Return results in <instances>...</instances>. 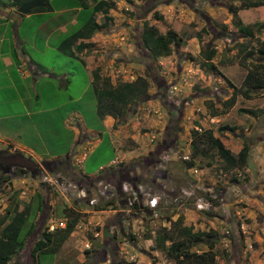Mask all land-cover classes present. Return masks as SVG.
<instances>
[{
	"label": "rangeland",
	"instance_id": "1",
	"mask_svg": "<svg viewBox=\"0 0 264 264\" xmlns=\"http://www.w3.org/2000/svg\"><path fill=\"white\" fill-rule=\"evenodd\" d=\"M47 1L52 11L31 13L14 32L16 45L21 42V50L40 74L37 81L29 77L23 82L27 117L15 127L18 132L0 134V146L5 136L17 154L37 164L60 161L70 154L69 168L53 174L39 166L36 179L27 171L3 177L0 219L7 209H28L19 235L25 237L24 247L18 262L13 259L9 264H29V249L41 230L49 225L62 229L70 212L78 218L74 229L55 253L39 255L37 264H175L156 246L155 238L177 216L192 231L216 235L215 264H264V55L260 53L264 6L237 11L236 18L248 31L243 33L228 10L238 7L241 0H107V19L94 15L99 27L83 48V55L95 66L91 74L97 79L92 82L87 65L58 50L61 45L67 47L68 38L81 25L64 33L58 28L71 17L76 20L77 13L88 17L90 11L81 5L96 0ZM149 1L153 6L145 8ZM75 4L79 12L66 11ZM142 24L153 26L161 35L172 31L177 46L170 45L167 56L149 58L148 51L141 45L136 48L138 40L132 38L139 35ZM5 28L11 34V26ZM212 50L213 56L206 61V51ZM247 72L254 73L261 89H252V81L242 82ZM136 77L147 82L146 94L139 103L125 105L122 115L111 117L112 144L96 113L95 89L107 91ZM151 77L164 82L163 94ZM246 89L247 97L242 94ZM213 112L217 115L212 116ZM170 118H177V125L165 140L163 132ZM84 129L99 132L94 150ZM192 129L210 132L234 156L245 139L249 147L246 164L226 168L205 139L191 157ZM156 148L162 151L152 157ZM121 150L134 151L121 157ZM183 155L193 163L189 168ZM109 160L115 162L107 165ZM98 165L100 170L84 177L83 173ZM44 173L57 178L59 185L43 184ZM106 183L110 189H103ZM123 183H145L144 191L158 196L156 217L126 203V195L118 191ZM95 189L102 194L93 193ZM198 199L207 201V210L195 208ZM205 250L200 244L189 252Z\"/></svg>",
	"mask_w": 264,
	"mask_h": 264
},
{
	"label": "trees",
	"instance_id": "2",
	"mask_svg": "<svg viewBox=\"0 0 264 264\" xmlns=\"http://www.w3.org/2000/svg\"><path fill=\"white\" fill-rule=\"evenodd\" d=\"M29 0H15V2H11V7H18L20 4L27 2ZM113 1V0H111ZM45 2L44 7L33 9L30 11L31 13L50 11L51 7L47 5ZM92 6H88L86 4H82L81 7L84 10L90 11V15L88 17H83V15H76V25L81 27L77 29V31L68 38V45L74 46V50L81 51L84 48L85 43L79 42L74 45V42L80 39H87L90 37V34L97 30L99 24L95 22L94 15L99 13L102 17L107 19V11L108 6L110 5L107 0H96L93 1ZM77 4L70 5L67 8H77ZM264 6V0H241L238 7H229L228 10L231 13L232 17L235 19V25L238 27L239 31L243 33H248L247 29L241 26L240 21L237 17V11L240 9H247L249 7H257ZM80 11V10H79ZM78 11V12H79ZM18 16H21L18 14ZM264 26V24H263ZM138 43L141 45L143 50L148 51L149 58L156 57H164L169 55L170 53V45H176L175 36L172 31H167L165 34L161 35L157 33L156 29L153 26H147L146 24H142V27L139 32ZM71 44V45H70ZM61 45L58 50L63 52L66 56H72V52L69 50V46ZM264 48V42L261 43ZM139 51H141L139 49ZM260 53L264 55V49L260 50ZM213 56L212 51H206L205 60L210 61ZM12 59L16 62V58L14 54L12 55ZM258 68L262 66L256 64ZM148 67H151V64H148ZM93 79H97V75L93 74ZM151 80L154 84V87L157 89L161 88L162 94L165 91L164 82L158 77H151ZM252 89H261L262 86L258 83V79L254 77V73L247 72L244 76L243 83H251ZM147 90V82L144 78L136 77L133 82L122 83L117 85L116 87L107 90V91H97L95 89V93L98 94L97 104H96V113L99 117H103L105 115L114 117L118 115H122L124 112V106L130 103H139L141 98L145 96ZM248 89L244 90L242 94L247 97ZM164 95H161L160 100H162V104H166L165 99H163ZM231 105V103L229 104ZM171 109V108H170ZM169 111H174L175 108ZM173 115V114H172ZM217 113L213 112L212 116H216ZM177 123V118L173 120L170 118L168 120L167 129L169 130V134L175 131V127ZM232 131V129H230ZM191 141H190V154L191 157H195L199 152V145L204 143L205 141L209 142V146L215 151V155L221 160L223 165L226 168H231L234 166H242L247 162V157L249 153V147L247 143L244 142L245 139H242V146L236 153V155L230 154V152L223 147L221 142L213 137L210 132H197L195 129L190 131ZM167 137H169L167 135ZM164 137L165 140L167 138ZM205 139V141H202ZM164 140V141H165ZM168 140V139H167ZM169 142V140H168ZM168 142L164 143L165 145H169ZM161 148H156V152H151V156H155L157 153H160ZM94 152V151H93ZM200 154H203V150L201 149ZM70 156V154H68ZM65 158H69V157ZM155 159V157H154ZM62 160H65L64 158ZM54 161H47L41 166L48 173H58L59 171L64 170V168H53L50 166ZM185 165L189 168L193 165L191 160L184 162ZM67 165V164H65ZM36 166V165H35ZM95 167L93 170L86 171L83 173L84 177L92 174L97 168ZM39 166H36L32 172H30V176L32 178L35 177L34 172L37 171ZM41 168V169H42ZM149 168V167H148ZM16 172L4 174L0 170V184L5 180L3 177H15L19 174L26 173V169L22 167V169H15ZM113 172V171H111ZM148 172L147 168L144 172V175ZM118 171H114L113 174L117 175ZM39 178V177H38ZM118 184V182H116ZM135 184V183H133ZM145 184V183H142ZM119 189V188H118ZM119 191V190H118ZM39 204L38 209L41 211L42 203L41 196L39 195ZM136 205L133 204V208ZM71 214V212H70ZM70 214H65L66 221L64 223V227L62 229L55 228L52 232L46 231V229L41 230L36 240L32 243L29 252H28V262L29 264H37V257L39 255H49L53 254L57 251V249L61 246V244L65 241L67 236L74 229L75 225L78 222V218L76 215L71 216ZM28 209L24 207L22 210L17 211L14 207L12 209H7L5 212V216L0 219V264H9L15 259L17 260L19 252L24 247L25 237L19 238L21 229L25 221L27 220ZM34 225L30 226V230L27 232V236L33 230ZM217 239L216 235L211 231H192L190 226L182 225V218L177 216L175 220L169 222L168 228H162L160 234L155 238L156 246H161L166 254V257L172 259L175 264H215L214 258L215 254L213 253V243ZM165 242H169L168 246H164ZM204 245L206 247L205 251L200 252L199 254H195L194 252H189V249L192 246ZM101 261V260H99Z\"/></svg>",
	"mask_w": 264,
	"mask_h": 264
},
{
	"label": "crops",
	"instance_id": "3",
	"mask_svg": "<svg viewBox=\"0 0 264 264\" xmlns=\"http://www.w3.org/2000/svg\"><path fill=\"white\" fill-rule=\"evenodd\" d=\"M11 2H15V0H11ZM11 2L10 0L5 3L0 2V134L4 132L6 133L7 131L18 132L15 127L20 126L21 121L25 122V120L23 119L27 117L26 105L28 96L26 93L27 88L26 86H24L23 82L29 77H32L35 81H37V78L40 74L37 66L33 62H31L30 59H28V57L21 50V42L18 43L19 45H16L17 41L14 40V32H17L20 26L21 19L28 18L30 14L18 16L15 11L16 8L11 7ZM50 11H52V9ZM66 11H75L76 13L79 11V9L66 8ZM38 13L43 12H37L35 14ZM9 25L11 26V34H8L7 28H5ZM75 26L76 21L73 19V17H71V19L67 23L61 25L58 30L64 33L67 32L69 28ZM87 41L89 40L78 38L74 42V45L78 44L79 42L85 43ZM69 50L72 52V56L67 57L78 59L81 61V63H83L84 66L87 65L88 69L90 70V81L93 82L94 80L92 78L91 72L93 69H95V66L91 64L88 57H85L83 55V51L85 50L83 49L82 51H76L74 50V46H70ZM13 54L16 58V62H14V60L12 59ZM51 78L56 79L55 76H51ZM10 118L12 120H10ZM13 119L17 120L14 121ZM100 119H102V123L104 124L105 130L107 131V135L110 134L109 140L113 144L111 139L112 133L110 132L114 123L113 119L106 115L104 117H100ZM83 131L86 132L85 135L87 137L85 139L91 144L90 148L94 150L99 143V140L96 136L97 134H99V132L94 133L93 131L87 129H84ZM1 138H3V142H1L2 145L0 146V149L9 147L11 149V152L17 149L15 146H10L11 143L8 139H6L5 136H2ZM133 151L131 150L129 152L133 153ZM120 152L121 157H124L125 153H129L128 151L122 152V150ZM86 156L87 154L82 155V158H80V162H82V159ZM27 158L30 159V157ZM114 162V160H109L107 162V165H111ZM99 168L100 166L94 172L100 170Z\"/></svg>",
	"mask_w": 264,
	"mask_h": 264
},
{
	"label": "built area",
	"instance_id": "4",
	"mask_svg": "<svg viewBox=\"0 0 264 264\" xmlns=\"http://www.w3.org/2000/svg\"><path fill=\"white\" fill-rule=\"evenodd\" d=\"M183 162L189 161L188 157L186 155H183L181 157ZM191 171V168L189 169ZM157 178H155L156 180ZM154 180V178H153ZM40 181L43 184H47L50 186H57L59 185V182L57 180V178L53 177V176H49L47 173H44L41 177H40ZM98 185L102 184V181L99 180L97 181ZM98 188V186H96ZM106 188L110 189L111 185L110 184H105L103 186V189L106 190ZM144 184L140 183V184H133V183H129V184H121L119 186V192L124 196L126 195V203H128L129 205H131L133 207V204L136 205L135 208H137L139 211L141 212H145L147 213L149 216L152 217H156V211H157V203H158V196L156 195H150L147 192L144 191ZM97 192L99 194H102V192L100 190H94L93 193L97 194ZM132 204H131V202ZM155 201V203H153ZM95 202L94 198L89 199V203L93 204ZM209 206V204L207 203V201H203L201 199H198L197 202H195V208L198 211H202V210H207V207ZM63 223H59V227H62ZM169 222L167 223V228H168ZM54 226L49 225L46 229V231L51 232L53 231Z\"/></svg>",
	"mask_w": 264,
	"mask_h": 264
},
{
	"label": "flooded vegetation",
	"instance_id": "5",
	"mask_svg": "<svg viewBox=\"0 0 264 264\" xmlns=\"http://www.w3.org/2000/svg\"><path fill=\"white\" fill-rule=\"evenodd\" d=\"M146 6L145 8H151L153 6V4L151 3V1L146 2ZM139 35L136 34L134 37V39L138 40ZM136 42V41H135ZM136 44V48H139V43H135ZM167 135L169 136V130L167 129V126L163 132V137H167ZM68 156V155H67ZM66 156V157H67ZM70 157V156H68ZM65 160H60V161H54L53 164H51L50 166H52L53 168H64L67 170V168H69V163H68V159L64 158ZM35 163V162H34ZM67 164V165H65ZM20 166H26V170L27 172L30 174V172L33 171V169H35V165L34 164H29L28 162H25L23 160H21L16 151H10V148H4V149H0V170L6 175L9 173H14L12 170L15 171V169H22ZM144 166H146V163H144ZM127 170V166L124 167V171L128 172ZM118 171V170H117ZM114 175V174H113Z\"/></svg>",
	"mask_w": 264,
	"mask_h": 264
},
{
	"label": "water",
	"instance_id": "6",
	"mask_svg": "<svg viewBox=\"0 0 264 264\" xmlns=\"http://www.w3.org/2000/svg\"><path fill=\"white\" fill-rule=\"evenodd\" d=\"M46 1L47 0H29L27 2L20 4L18 7H16L15 11L19 15H28L31 10L44 7V4ZM17 155L21 160L28 162L29 164H34L36 166H43L44 163L47 162V161H43V162H41V163L39 162V164H37V163H34L33 161H31L27 157H23L20 154H17ZM20 167L26 168V166H20Z\"/></svg>",
	"mask_w": 264,
	"mask_h": 264
},
{
	"label": "clouds",
	"instance_id": "7",
	"mask_svg": "<svg viewBox=\"0 0 264 264\" xmlns=\"http://www.w3.org/2000/svg\"><path fill=\"white\" fill-rule=\"evenodd\" d=\"M153 203H155V201Z\"/></svg>",
	"mask_w": 264,
	"mask_h": 264
}]
</instances>
